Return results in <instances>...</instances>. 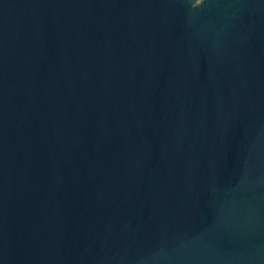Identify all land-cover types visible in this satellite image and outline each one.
<instances>
[{"label":"water","instance_id":"water-1","mask_svg":"<svg viewBox=\"0 0 264 264\" xmlns=\"http://www.w3.org/2000/svg\"><path fill=\"white\" fill-rule=\"evenodd\" d=\"M0 264H264V0H0Z\"/></svg>","mask_w":264,"mask_h":264}]
</instances>
